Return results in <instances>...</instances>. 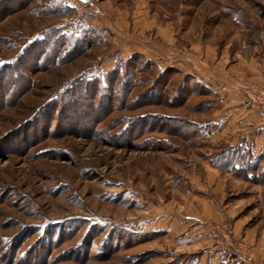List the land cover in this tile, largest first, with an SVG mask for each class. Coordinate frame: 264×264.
Listing matches in <instances>:
<instances>
[{
	"label": "rangeland",
	"instance_id": "374dc122",
	"mask_svg": "<svg viewBox=\"0 0 264 264\" xmlns=\"http://www.w3.org/2000/svg\"><path fill=\"white\" fill-rule=\"evenodd\" d=\"M91 30L101 37L73 60L34 62L31 47L50 33ZM263 43L264 0H0V264H219L215 253L264 264L241 230L262 235L264 210L225 209L246 215L239 234L215 218L250 196L248 185H264V166L249 180L216 159L228 145L205 140L218 101L202 68L220 56L238 67ZM25 49L29 60L9 77ZM119 59L150 63L128 95L135 106L119 93L85 92L69 108L55 99ZM226 225L236 252L222 241Z\"/></svg>",
	"mask_w": 264,
	"mask_h": 264
},
{
	"label": "crops",
	"instance_id": "0c3cea01",
	"mask_svg": "<svg viewBox=\"0 0 264 264\" xmlns=\"http://www.w3.org/2000/svg\"><path fill=\"white\" fill-rule=\"evenodd\" d=\"M222 58V56H220L219 59H216V57L214 58L215 63L209 72L206 70V61L202 66L203 72L205 73L204 78L208 80V82V78H213L217 81L214 85H212V83L208 84V82L205 81V84H207L205 86L217 95L218 101V105L212 113L211 119L207 121V123L205 122L206 125L213 127L205 140L227 144L228 147L219 153V155L229 150L235 153L233 158L234 170L246 172V177L250 180L252 176L251 170H255L258 165L257 172H259L263 170L262 168L264 166V114L251 107L244 92L249 82H255L261 89H264V43L262 44V49L256 55L249 53L245 55V58H239V56H237L236 65L238 67L230 65L226 68ZM209 61H211V59H209ZM225 77H228V79ZM245 164H249L247 169ZM233 181L238 182V180L234 179ZM249 186L251 187V191L249 190L246 192H250V196L248 195L243 199L235 200L225 205L224 210L221 208H219V210L216 208L218 212L214 210L215 218L219 217L223 220L229 217L230 220H232L236 234L241 232L240 229L244 225V220L247 217L243 214H237L235 217L228 216V212L230 214L232 209H237L244 201H247V206L251 209L249 213L253 212V214H255L258 208L264 210V196L261 197V195L255 193L257 190H262L261 187H264V185H248V187ZM204 204L207 206L206 202ZM217 206L218 204L214 205V207ZM225 209H227L228 212H226ZM198 221L201 224L206 223V221ZM241 230L245 239L247 241L251 240L250 242L254 243L255 252L256 254L260 253L258 256L262 258L264 263V232L262 235L259 234L254 236L250 235L251 233H249L248 229ZM200 237L207 239L208 233ZM230 257L231 256L227 253H215L214 261L220 264L235 260Z\"/></svg>",
	"mask_w": 264,
	"mask_h": 264
},
{
	"label": "trees",
	"instance_id": "16d2710c",
	"mask_svg": "<svg viewBox=\"0 0 264 264\" xmlns=\"http://www.w3.org/2000/svg\"><path fill=\"white\" fill-rule=\"evenodd\" d=\"M12 5L14 6V4ZM235 13L237 14L236 11ZM261 14L262 13H260V15ZM100 34L101 32L99 33L91 30V32L83 34V36L71 37L70 39L67 37L66 39H62L61 37H57L55 33H50L46 42L35 48L31 47V49H29L30 51L33 50L34 52H37V54H35V63L40 61V63L46 64V67L53 66L73 60V58L81 52L80 49L86 46H93L92 44L97 43L98 39L101 37ZM29 54L30 52L28 49H25L21 53L20 57L17 58L15 63L6 66L8 69L10 68L9 77L19 76V72L21 71L18 70L29 60ZM133 61L134 59L126 61L119 59L115 62L114 68L109 72L103 73L102 77H95L91 80L76 79L67 85L68 88L63 93L59 96L55 95V99H57L62 105H66L69 108L72 107L71 105H74L78 100L75 96H80L85 92H88L92 98L97 97L106 101L113 98L112 95L116 96L117 93H119V97L121 99L119 101L120 104L135 106V102L128 99V95H130L131 91L140 84V81H137L136 79V75L141 72V68L150 66V63L146 61L144 63L134 64ZM167 73L168 72L165 71L160 76L163 77L164 80H167ZM7 84L12 86V79H10ZM112 101H115V99H112ZM234 154L235 153H232L230 150L225 151L219 155L217 160L219 162L222 161V164L224 163L225 166H229L232 172H242L241 170H234L233 168ZM249 164H245L246 169L249 167ZM234 262H237V260L227 261L220 264H234Z\"/></svg>",
	"mask_w": 264,
	"mask_h": 264
},
{
	"label": "built area",
	"instance_id": "2783aa9c",
	"mask_svg": "<svg viewBox=\"0 0 264 264\" xmlns=\"http://www.w3.org/2000/svg\"><path fill=\"white\" fill-rule=\"evenodd\" d=\"M245 95L253 107H255L258 111L264 113V93L261 90L257 89L255 85L250 84L245 91ZM229 233H231L230 226L229 225L223 226V235H222L223 240L222 241L227 246L228 250L233 249V251L236 252L235 251L236 247H234L231 244V242L228 240ZM216 238L219 239L220 237L218 238V235H217ZM236 246H238L240 250L244 248V246L240 244L238 245L236 244ZM241 257H242V260H244L245 264H254L249 257H243V255Z\"/></svg>",
	"mask_w": 264,
	"mask_h": 264
}]
</instances>
